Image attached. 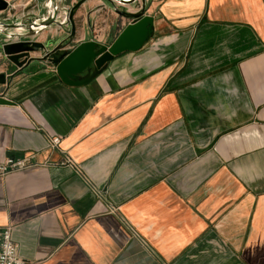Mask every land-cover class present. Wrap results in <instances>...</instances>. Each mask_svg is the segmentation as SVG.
<instances>
[{
	"label": "crops",
	"instance_id": "0c3cea01",
	"mask_svg": "<svg viewBox=\"0 0 264 264\" xmlns=\"http://www.w3.org/2000/svg\"><path fill=\"white\" fill-rule=\"evenodd\" d=\"M6 1L7 22L46 12ZM146 6L149 38L99 71L65 79L46 57L67 22L34 35L46 45L22 67L0 46L14 101L0 103V162L29 164L0 171V226L24 264H264V0ZM74 17L67 50L109 46L134 20L104 0Z\"/></svg>",
	"mask_w": 264,
	"mask_h": 264
},
{
	"label": "water",
	"instance_id": "95a60500",
	"mask_svg": "<svg viewBox=\"0 0 264 264\" xmlns=\"http://www.w3.org/2000/svg\"><path fill=\"white\" fill-rule=\"evenodd\" d=\"M85 0H76L70 8H65L66 0H46L43 7L46 12L26 13L13 22L0 20L1 48L7 57L22 67L31 60V52L38 46L45 47V43L34 40L32 37L43 28L51 24H71L68 35L57 45L46 53V57L54 62L60 74L67 79L80 73L92 65L97 71L101 70L109 60L124 50H136L140 48L149 38L153 31L154 17L146 13V0L143 1L141 8L135 12L123 8V5L131 4L136 0H104L114 7H117L121 14L132 17L134 20L120 32L117 38L108 46L100 44L96 40H86L81 42L71 50L67 46L73 42L76 34L75 13ZM122 4L121 7L117 4ZM9 5L6 0H0V9H5ZM65 10V20H60V13ZM19 28L20 30H9ZM7 73L0 72V84L7 83ZM4 93H0V103H13Z\"/></svg>",
	"mask_w": 264,
	"mask_h": 264
},
{
	"label": "built area",
	"instance_id": "2783aa9c",
	"mask_svg": "<svg viewBox=\"0 0 264 264\" xmlns=\"http://www.w3.org/2000/svg\"><path fill=\"white\" fill-rule=\"evenodd\" d=\"M66 23V22H65ZM52 146H58L60 136H53ZM29 166L27 158L8 157L0 162V171L8 172L11 169L25 168ZM25 261L18 253L17 242L13 238L11 226H0V264H24Z\"/></svg>",
	"mask_w": 264,
	"mask_h": 264
}]
</instances>
